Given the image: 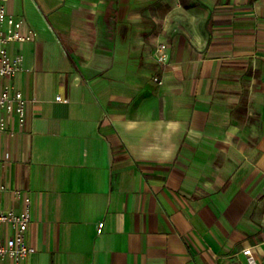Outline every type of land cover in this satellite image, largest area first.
Here are the masks:
<instances>
[{"label":"crops","instance_id":"1","mask_svg":"<svg viewBox=\"0 0 264 264\" xmlns=\"http://www.w3.org/2000/svg\"><path fill=\"white\" fill-rule=\"evenodd\" d=\"M5 4L34 31L0 131L21 264H264V0Z\"/></svg>","mask_w":264,"mask_h":264},{"label":"built area","instance_id":"2","mask_svg":"<svg viewBox=\"0 0 264 264\" xmlns=\"http://www.w3.org/2000/svg\"><path fill=\"white\" fill-rule=\"evenodd\" d=\"M33 38L34 31L30 28L24 29L22 20L9 13L5 0H0V131H6L13 118L19 127L26 123L29 100L13 83L6 80L22 70L23 55L15 51L14 46ZM156 51L157 61L163 62L166 58L165 45L159 44ZM153 80L162 83L158 76H154ZM56 99L60 100V97L57 96ZM0 188L4 189V186ZM23 200L24 209L20 213L0 210V228L8 226L13 231L11 235H0V264H21L35 251L26 240V231L30 223L29 198L24 196ZM101 225L98 224V232ZM243 253L251 258L250 248H244Z\"/></svg>","mask_w":264,"mask_h":264},{"label":"rangeland","instance_id":"3","mask_svg":"<svg viewBox=\"0 0 264 264\" xmlns=\"http://www.w3.org/2000/svg\"><path fill=\"white\" fill-rule=\"evenodd\" d=\"M146 77H147L148 79L153 78V77H151L150 72L146 74Z\"/></svg>","mask_w":264,"mask_h":264}]
</instances>
